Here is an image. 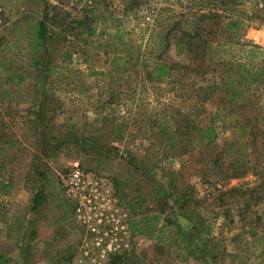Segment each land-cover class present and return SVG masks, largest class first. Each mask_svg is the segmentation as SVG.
<instances>
[{"label": "rangeland", "instance_id": "rangeland-1", "mask_svg": "<svg viewBox=\"0 0 264 264\" xmlns=\"http://www.w3.org/2000/svg\"><path fill=\"white\" fill-rule=\"evenodd\" d=\"M211 14L217 26L195 22ZM44 15L33 67L31 29ZM263 18L250 0H0V182L9 186L0 191V264H109L121 254L130 257L121 264H264V136L236 127L264 114V89L225 108L219 86L202 90L224 67L174 46L190 28L224 42L222 25L235 19L234 39L264 49ZM155 62L175 65L171 79L150 78ZM9 74L24 80L15 87ZM193 127L214 136L198 144ZM70 135L105 152H81ZM73 165L114 186L128 235H80L59 184ZM111 239L118 250L101 257Z\"/></svg>", "mask_w": 264, "mask_h": 264}, {"label": "trees", "instance_id": "trees-1", "mask_svg": "<svg viewBox=\"0 0 264 264\" xmlns=\"http://www.w3.org/2000/svg\"><path fill=\"white\" fill-rule=\"evenodd\" d=\"M257 11L260 12L261 10L257 9ZM45 18L46 16L44 15L37 24L32 26L31 29V43L28 45V47L30 53L32 54L30 65L33 67H37L39 65L37 56H39L41 51L44 49V43L46 40L44 22ZM211 19L213 20L210 21V26H217L219 24V21H217L218 16L214 14H211L206 18L205 16L200 15L195 19V22L199 23L203 20L209 21ZM222 26L226 29V39L224 42L216 41V39L213 38L210 40L198 39L199 35L201 34V30L190 28L189 30L180 33L179 38L177 39L174 46L175 48L181 50L186 55V57H190V59H193L197 52L201 50L203 55L210 54L211 56V59L206 61L207 67H224L222 71L220 68L218 69V73L221 74L219 80L217 82H211L210 85H207V87L204 89L202 88V90L212 88L216 89V86H219L220 90L224 94V107L226 108V106L229 105L233 106L234 108L236 107L241 109L250 103L253 98L257 97L258 93L264 89V49L245 41H239L238 38L234 39V35L238 31L237 20L228 19ZM175 27L176 25L174 24V27L171 29L175 30ZM206 34L213 36L214 32H212V30H208ZM223 55L228 56L229 59L227 61L222 60L221 56ZM174 67L175 65L172 64L155 62L152 65L149 76L153 81L156 82L169 80L175 72ZM182 69L184 72H186L185 66L182 67ZM182 75L184 76L183 73ZM7 79L9 81L14 79L13 86L16 87L23 82L24 77L20 74H9L7 75ZM218 115L219 111L214 114L215 117H218ZM37 121H39V111H37ZM236 122V127L240 130V136L256 137L258 134L264 136V130L259 129V126H257L264 122V114L257 115L255 121L253 122H250L247 119L244 120V123H239L238 121ZM245 122L248 124L250 123V130L247 132L245 131ZM40 125L42 126V124ZM168 129L169 127L166 125V123L163 120H160V133L166 138L167 144L169 146H173L175 145V140L173 135L169 134ZM213 130L214 129L212 127H193V131L198 139L197 143L203 145L209 142L214 136ZM66 138H70L72 142L71 144L75 147H78L81 152L92 153V155L105 152L101 149L100 145L89 139L87 140L85 137L76 138L70 135L66 136ZM66 141H61V144ZM106 150L107 152L112 151L110 148H106ZM235 163H237V161H235ZM8 187L9 186L7 183L0 182L1 192L6 193ZM112 187L114 189V186ZM168 199H170L169 195ZM42 200V189L40 188L33 195L31 208L36 209L41 204ZM185 202V198L182 196L178 203L180 204L179 208L182 211L186 209ZM129 260L130 257H127L126 255H115L110 258L109 264H121ZM198 264H206V262L202 259Z\"/></svg>", "mask_w": 264, "mask_h": 264}, {"label": "built area", "instance_id": "built-area-1", "mask_svg": "<svg viewBox=\"0 0 264 264\" xmlns=\"http://www.w3.org/2000/svg\"><path fill=\"white\" fill-rule=\"evenodd\" d=\"M250 1L264 11V0ZM59 184L63 197L71 205V217L80 235H128L126 215L119 208L108 180L73 165L59 177ZM94 240L98 246L100 238ZM103 244L99 251L101 257L116 252L119 247L115 239Z\"/></svg>", "mask_w": 264, "mask_h": 264}, {"label": "crops", "instance_id": "crops-1", "mask_svg": "<svg viewBox=\"0 0 264 264\" xmlns=\"http://www.w3.org/2000/svg\"><path fill=\"white\" fill-rule=\"evenodd\" d=\"M78 138H81V137H79V136H77ZM96 143V142H95ZM88 154V153H87Z\"/></svg>", "mask_w": 264, "mask_h": 264}]
</instances>
